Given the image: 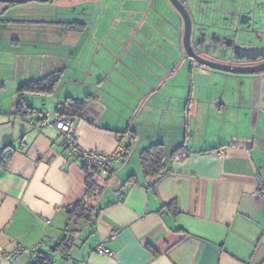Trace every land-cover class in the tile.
Segmentation results:
<instances>
[{
  "label": "crops",
  "instance_id": "obj_1",
  "mask_svg": "<svg viewBox=\"0 0 264 264\" xmlns=\"http://www.w3.org/2000/svg\"><path fill=\"white\" fill-rule=\"evenodd\" d=\"M184 1L205 11L212 25L207 44H198L202 56L228 62L264 48V30L249 10L264 0ZM84 2L96 6L100 18L90 54L108 53L106 39L119 48L112 69H58V34L70 46L67 54L77 58L79 32L65 29V21L43 19L30 28L21 19L0 20L17 28L0 49V150L11 144L12 151L0 162V264H30L32 253H51V264H264V198L257 194L264 182V73L221 72L186 57L182 25L168 0L44 3ZM35 28H44L50 44L26 63L14 48ZM99 43L103 47L95 50ZM53 71L59 72L55 92L26 94L35 113L12 115L16 89ZM87 95V113L71 120L77 144L122 153L95 199V214L75 221L66 208L84 197L85 173L64 149L60 131L36 121L42 113L51 121L55 103L65 97ZM153 142L163 144L166 168L151 184L139 153ZM130 174L135 176L127 181ZM68 230L74 241L64 251L57 245ZM99 244L111 254L98 253Z\"/></svg>",
  "mask_w": 264,
  "mask_h": 264
},
{
  "label": "trees",
  "instance_id": "obj_2",
  "mask_svg": "<svg viewBox=\"0 0 264 264\" xmlns=\"http://www.w3.org/2000/svg\"><path fill=\"white\" fill-rule=\"evenodd\" d=\"M15 5V4H10ZM10 5L6 7L0 8V20L9 22V19H2L4 15L2 10H7ZM2 16V17H1ZM65 23V24H64ZM64 28L72 31L81 32L85 28V22L75 20L69 22H63ZM59 80V72L53 71L50 72L42 77L37 79H31L23 82L17 89H16V106L12 115H17L21 118L26 116H32L35 113V108L29 104L25 96L26 94H34V95H50L55 92L58 81ZM91 99V95H87L85 97H72L67 96L63 100L56 102L54 106V113L55 116L60 118L68 119L70 122L75 118L84 117L87 113L88 102ZM45 116V113H42ZM42 117L39 116L37 119V126H41L39 123ZM73 136H75L73 134ZM76 145L81 148L77 142ZM63 146L64 149L68 151L69 156H73V159L79 160L82 170L85 173V184H86V192L82 199L74 203L73 205L66 208L67 214L69 218H74L75 221L77 220H90L92 216L95 214L96 203L95 199L101 192L106 188L109 180H111L113 175V169L111 168V163L109 165H105L104 167H99L94 162L87 160L86 157L80 151H71V144L70 142H66L63 139ZM11 144L3 147L0 150V162H5V160L11 154L10 149ZM182 148L178 147L173 150L172 154H176L178 150ZM83 149V148H82ZM91 150V149H89ZM165 150L164 146L161 142H153L148 146L144 147L139 153V163L141 165L142 171L144 176L147 179H150L151 184L155 183L157 178L165 171ZM117 159V158H116ZM135 175L130 174L127 176V181L134 178ZM171 206L173 210H177L176 203L170 202L167 204ZM166 206V205H165ZM74 241V231H67L65 232L60 241L58 242L57 248L63 249L66 251L70 246L73 244ZM37 260L34 264H51L53 261V256L51 253H42L36 254Z\"/></svg>",
  "mask_w": 264,
  "mask_h": 264
},
{
  "label": "rangeland",
  "instance_id": "obj_3",
  "mask_svg": "<svg viewBox=\"0 0 264 264\" xmlns=\"http://www.w3.org/2000/svg\"><path fill=\"white\" fill-rule=\"evenodd\" d=\"M102 1L105 2L107 0H102ZM252 4H254V2ZM6 6L7 5H4L3 8ZM254 8L252 7L249 8V10L252 11L250 17L253 16L255 18L254 19L255 23L257 24L259 23L262 30H264V6L261 4L260 6H255ZM6 11L2 10L3 13L6 12L4 13L3 17L1 16L2 19H9L11 21L21 19L24 22L22 23L26 26H29L30 28L34 27L35 21L43 20V19L45 20L55 19L58 21H65V22L79 20L86 22L87 26H85L83 31L79 32L76 38V42L73 43L75 44L73 45V50H74L73 56H76L77 57L76 59L72 58V54L70 53L67 54V51L70 49L69 48L70 46L68 43L64 41L63 36H61L62 34L59 32L60 33L58 34L59 39H57V44H56L57 52H58L57 62L59 63L60 66L58 67V69L60 68L61 69H112L111 68L112 65L115 63V61L118 60L116 54H119L118 52L119 48H116L114 46V44L116 43L110 41L109 39H106L104 41V46L105 45L107 46L108 48L107 50L109 51L108 53L107 51L103 50L104 56L98 53H96L95 55L94 53L90 54L91 51L93 50V44L95 43V40H97L98 38V32L96 33V28H97L96 24L100 21V18L97 17V15L99 14L98 9L96 8V6H93L92 3L84 2L83 4L75 3L72 6H67L66 4H63L62 6H50L49 3L28 1L23 4H15L12 6L10 5V8L8 7ZM36 23L39 24L40 22H36ZM43 26L47 27L46 25ZM16 29L17 28H14L13 30L8 29L5 26H3L0 22V49L8 47V42H6L7 41L6 37L8 36L7 33L12 34V32H15ZM233 29L234 27L232 26L231 31L228 32V35L232 34ZM43 30L44 28H39V30L38 28H35L32 33L30 32L24 33L25 35L23 39L24 41H22L19 47L14 48V52H17L22 59L23 58L25 59L27 58V56L28 57L35 56L34 52L36 51L44 50V46L45 45L49 46L48 44H50V42H48V36H45ZM99 30H102V25L100 26ZM210 31H212V29ZM110 34L113 35V33ZM45 37H47V39ZM234 38L235 37H233V39ZM211 43L212 44H208L209 47L211 45H214L216 42H211ZM65 44H68V46H65ZM35 45L38 46L36 47ZM101 46L102 43L96 44L94 46V49L95 50L100 49ZM240 46H241L240 43L236 44V48L238 50H236L235 52L242 51ZM65 47H67L68 50L67 48L65 49ZM17 53H15V55ZM6 54L7 55H5V57L8 59L14 57L12 53L9 54L6 53ZM32 59H34V57ZM29 60L31 61L30 58L29 59L27 58L26 63ZM100 65L101 68L99 67ZM117 67L119 69V66ZM7 69H11L10 66L7 67ZM19 69H24V68L23 66H21ZM25 69H37V67L34 64H25ZM39 106L42 107L41 104H39Z\"/></svg>",
  "mask_w": 264,
  "mask_h": 264
},
{
  "label": "water",
  "instance_id": "obj_4",
  "mask_svg": "<svg viewBox=\"0 0 264 264\" xmlns=\"http://www.w3.org/2000/svg\"><path fill=\"white\" fill-rule=\"evenodd\" d=\"M28 1H38V2H47L49 0H0V3L5 4H23ZM170 5L173 7L176 12L178 19L182 25V31L180 35V45L186 55V57L195 61L198 65L203 68L217 70L221 72L231 73V74H258L264 73V59L253 64H238L232 62H224L209 59L203 57L200 53L198 44L204 45L208 42V36L210 37L211 33H208V28L212 25L207 22L205 19L206 14L203 10L196 7L191 9L189 5L186 4L184 0H168ZM223 30H229V27H220ZM231 29V28H230ZM231 31V30H230ZM213 32V31H211ZM233 35H236V29L232 31ZM223 36V35H221ZM222 38V37H221ZM231 43L234 42L233 39H230ZM232 44L230 46H235ZM208 46V45H207ZM264 51L263 47H255ZM264 57V53L262 54Z\"/></svg>",
  "mask_w": 264,
  "mask_h": 264
},
{
  "label": "built area",
  "instance_id": "obj_5",
  "mask_svg": "<svg viewBox=\"0 0 264 264\" xmlns=\"http://www.w3.org/2000/svg\"><path fill=\"white\" fill-rule=\"evenodd\" d=\"M40 116L42 117L39 123L41 126L52 125L55 128H57L62 134L63 139L66 142H70L72 152L77 151V150L82 152V154L84 155V157L87 158V160L94 162L99 167H104L105 165H109L113 159L118 158L122 153V150L120 148H117L116 150L110 153H104V152L97 151L94 149L87 150V149L79 148L75 143L76 138L75 136H73V134L75 135L74 129L72 127L71 122L68 119L54 116V118L51 121H48L47 116H44L42 114ZM257 194L260 197L264 198V182L262 181H259L257 185ZM96 249H97V252L100 254H108V255L111 254L109 249L104 247L101 244H99ZM36 260H37L36 253H32L31 258H30V264H34Z\"/></svg>",
  "mask_w": 264,
  "mask_h": 264
},
{
  "label": "flooded vegetation",
  "instance_id": "obj_6",
  "mask_svg": "<svg viewBox=\"0 0 264 264\" xmlns=\"http://www.w3.org/2000/svg\"><path fill=\"white\" fill-rule=\"evenodd\" d=\"M4 5H10V4L0 3V6L1 7H3ZM263 53H264V51L259 50V49H255V50H253V52H250V53L247 54V56H248L247 58H245V59L243 58L241 60L236 59V58H231L229 60V62L238 63V64H244V65H246V64H253L255 62H258V61L264 59V57H262L263 56L262 55Z\"/></svg>",
  "mask_w": 264,
  "mask_h": 264
}]
</instances>
